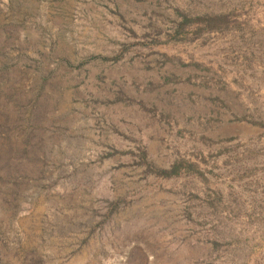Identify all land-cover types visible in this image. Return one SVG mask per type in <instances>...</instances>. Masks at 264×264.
<instances>
[{
    "label": "rangeland",
    "instance_id": "rangeland-1",
    "mask_svg": "<svg viewBox=\"0 0 264 264\" xmlns=\"http://www.w3.org/2000/svg\"><path fill=\"white\" fill-rule=\"evenodd\" d=\"M0 264H264V0H0Z\"/></svg>",
    "mask_w": 264,
    "mask_h": 264
},
{
    "label": "trees",
    "instance_id": "trees-1",
    "mask_svg": "<svg viewBox=\"0 0 264 264\" xmlns=\"http://www.w3.org/2000/svg\"><path fill=\"white\" fill-rule=\"evenodd\" d=\"M179 168H178V166L176 165V166H174L173 167V169H172V171L170 172V173H167L169 176H171V175H178L179 174Z\"/></svg>",
    "mask_w": 264,
    "mask_h": 264
}]
</instances>
